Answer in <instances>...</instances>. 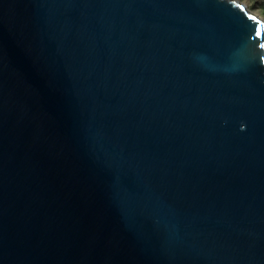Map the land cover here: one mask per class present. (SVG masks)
<instances>
[{"label":"water","instance_id":"obj_1","mask_svg":"<svg viewBox=\"0 0 264 264\" xmlns=\"http://www.w3.org/2000/svg\"><path fill=\"white\" fill-rule=\"evenodd\" d=\"M0 264H264V20L0 0Z\"/></svg>","mask_w":264,"mask_h":264},{"label":"rangeland","instance_id":"obj_2","mask_svg":"<svg viewBox=\"0 0 264 264\" xmlns=\"http://www.w3.org/2000/svg\"><path fill=\"white\" fill-rule=\"evenodd\" d=\"M244 4L247 9L264 20V0H237Z\"/></svg>","mask_w":264,"mask_h":264},{"label":"bare ground","instance_id":"obj_3","mask_svg":"<svg viewBox=\"0 0 264 264\" xmlns=\"http://www.w3.org/2000/svg\"><path fill=\"white\" fill-rule=\"evenodd\" d=\"M257 16V15H256Z\"/></svg>","mask_w":264,"mask_h":264}]
</instances>
